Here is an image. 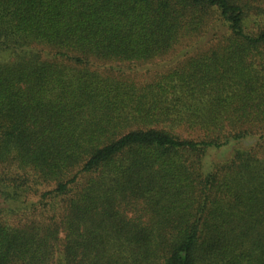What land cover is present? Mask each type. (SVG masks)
Masks as SVG:
<instances>
[{
	"label": "trees",
	"instance_id": "1",
	"mask_svg": "<svg viewBox=\"0 0 264 264\" xmlns=\"http://www.w3.org/2000/svg\"><path fill=\"white\" fill-rule=\"evenodd\" d=\"M0 264H264V0H0Z\"/></svg>",
	"mask_w": 264,
	"mask_h": 264
},
{
	"label": "rangeland",
	"instance_id": "2",
	"mask_svg": "<svg viewBox=\"0 0 264 264\" xmlns=\"http://www.w3.org/2000/svg\"><path fill=\"white\" fill-rule=\"evenodd\" d=\"M180 54V53H179ZM178 53H172L164 58L153 60L147 65H143V68L136 69L133 75L135 77L136 82H146V80H150V77H153L155 74L163 72L166 70L168 65L173 61L174 57L179 55Z\"/></svg>",
	"mask_w": 264,
	"mask_h": 264
}]
</instances>
